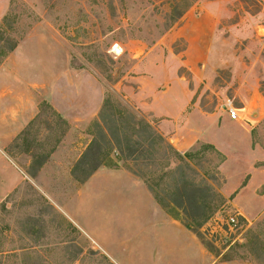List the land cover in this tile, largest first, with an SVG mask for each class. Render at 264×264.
Instances as JSON below:
<instances>
[{
    "label": "rangeland",
    "instance_id": "374dc122",
    "mask_svg": "<svg viewBox=\"0 0 264 264\" xmlns=\"http://www.w3.org/2000/svg\"><path fill=\"white\" fill-rule=\"evenodd\" d=\"M0 150V264H264V0H0Z\"/></svg>",
    "mask_w": 264,
    "mask_h": 264
},
{
    "label": "trees",
    "instance_id": "16d2710c",
    "mask_svg": "<svg viewBox=\"0 0 264 264\" xmlns=\"http://www.w3.org/2000/svg\"><path fill=\"white\" fill-rule=\"evenodd\" d=\"M150 138L156 140V139H158V136L156 137V135L154 133H152V131H149L148 139H150ZM159 138H161V140H162V137L159 136ZM114 140H115V138H114ZM112 141H113V139H112ZM115 141H117L118 144L121 145V141L119 139L116 138ZM127 142L129 143V153H130V156L135 155L136 152H137V150L134 148L133 142L132 141H127ZM95 144L97 145V143L95 141H94V143L92 142L91 145H90V147H89L90 148L89 150L93 149V146H95ZM101 164H103V163H98L97 165H95V167L93 168V170L98 169ZM190 199H191V197L190 198L188 197V201H191Z\"/></svg>",
    "mask_w": 264,
    "mask_h": 264
},
{
    "label": "built area",
    "instance_id": "2783aa9c",
    "mask_svg": "<svg viewBox=\"0 0 264 264\" xmlns=\"http://www.w3.org/2000/svg\"><path fill=\"white\" fill-rule=\"evenodd\" d=\"M226 109H227V111H228L230 117H231L233 120H239V119H240V116H239V113H238V110H237V109H235V108L232 107V106H227ZM236 222H237V221L235 220V218H231V219L229 220V223H230L231 225H234V226L237 224Z\"/></svg>",
    "mask_w": 264,
    "mask_h": 264
},
{
    "label": "crops",
    "instance_id": "0c3cea01",
    "mask_svg": "<svg viewBox=\"0 0 264 264\" xmlns=\"http://www.w3.org/2000/svg\"><path fill=\"white\" fill-rule=\"evenodd\" d=\"M212 19V28L210 27V34L211 33H213L214 32V30H215V27H214V25L216 24V19L215 18H211ZM224 111L228 114V120L229 121H232V119L230 118V115H229V113H228V111H227V109H226V106L224 107ZM231 119V120H230ZM210 121H211V119H210ZM212 127V126H211ZM2 157V151L0 150V158Z\"/></svg>",
    "mask_w": 264,
    "mask_h": 264
}]
</instances>
